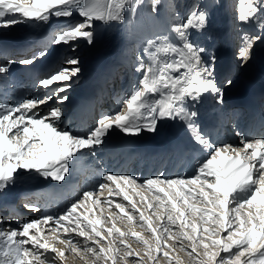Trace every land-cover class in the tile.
Returning a JSON list of instances; mask_svg holds the SVG:
<instances>
[{
	"label": "snow or ice",
	"instance_id": "obj_1",
	"mask_svg": "<svg viewBox=\"0 0 264 264\" xmlns=\"http://www.w3.org/2000/svg\"><path fill=\"white\" fill-rule=\"evenodd\" d=\"M142 7L143 0H0V31L22 23L47 24L52 18L73 20L41 38L30 55L0 64V81H4L16 64L35 67L54 51L58 57L34 83V90L42 94L12 103L0 101V196L15 186L22 173L64 182L73 163L96 157L113 133L128 138L155 134L162 122L180 125L192 146L204 153L191 176L160 173L138 184L133 176L106 172L101 182L84 190L60 213L22 224L0 216V264H63L67 252L92 264H184L174 255L177 246L189 264H264V132L258 138L237 132L239 144L216 142L198 108L206 94L223 105L225 91L234 83L230 77L217 82V57L195 38L207 31L211 0H195L183 12L175 0H151L146 13ZM236 12L238 24L258 29L243 31L239 37L235 59L243 68L257 42L264 43V0H238ZM97 22L127 24L136 30L143 49L137 56L140 77L130 96L117 101L120 110L101 112L80 133L64 126V104L82 71L79 43H96ZM65 47L73 54L60 55ZM42 106L47 110L42 111ZM129 188L146 209L153 210L150 215L134 201ZM105 189L108 197L101 199ZM114 196H122L132 211ZM104 204L114 205L107 217ZM25 207L39 210L35 204ZM133 213H139V226L146 227L151 237L116 226L117 219L132 222ZM107 222L110 227H101ZM51 224L55 227L45 235V226ZM61 230L84 238L83 245L61 238ZM129 237L143 244V253L132 247ZM55 241L64 247H57Z\"/></svg>",
	"mask_w": 264,
	"mask_h": 264
},
{
	"label": "bare ground",
	"instance_id": "obj_2",
	"mask_svg": "<svg viewBox=\"0 0 264 264\" xmlns=\"http://www.w3.org/2000/svg\"><path fill=\"white\" fill-rule=\"evenodd\" d=\"M226 1L217 0L215 2L213 16L215 17V21H219L220 31L212 33L205 39L201 37L202 35L200 33L195 34L197 41L207 48L209 53H215L217 57L216 69L218 71V78L221 77L219 76L221 73L220 69L234 63L233 60L231 61L227 58H230L231 50L228 42V31L230 28L229 21H227L230 14L229 10L225 8ZM175 2L178 3L179 0H175ZM205 2L202 1L201 3ZM150 5L151 1L148 3V0H143L141 12L146 13ZM226 7H229V4ZM71 20L65 18L57 20L56 18H52L47 24L22 23L10 29L0 31V64H4L9 59H19L23 56L30 55L32 51H35V47L41 38L53 34V30L57 31L58 28L65 27ZM96 27L98 39L93 46H89L83 40L79 43L77 54L81 59L82 71L79 79L73 82L72 88L68 91L67 95L69 96V100L64 104L67 113L64 126L80 133L86 132L93 124L92 122L81 125L74 123V110L79 107L76 96L81 91L90 85L93 87L104 85L107 88V90H102V96L108 99V105H111L113 108L108 110L103 107L104 110L102 108L103 100L94 102L95 109L93 110V115L98 118L101 112H115L120 110L121 104L117 101L130 96L134 85L140 77V73L136 71L138 64L137 56L143 52V49L141 43L138 42L140 37L136 30L130 29L127 24H118L115 22L111 25H104L101 22H97ZM257 30L255 25L240 26V32L247 31L249 33H255ZM12 50H17L18 53L22 50L24 51L17 55ZM65 52L69 55L73 54L71 49L67 47L59 50L60 55H64ZM160 55L164 56L166 54L161 53ZM57 59V53L54 51L53 55L47 61L38 63L35 67H23L19 64L14 65L10 75L4 81H0V101L12 103L24 96L42 94V92L34 90V83L47 72L49 67L56 63ZM145 60H148L146 54ZM28 68H32L33 72L37 71L36 80L30 81L24 79L22 72ZM122 69L123 72L118 77ZM112 73L116 77L114 81L119 78L117 82H111L110 79L112 77L110 75ZM233 81L232 87L225 91V103L223 105H216L214 101L212 102L211 100H214V98L211 94H206L201 104L198 105L201 121L216 142H224L227 140L226 143L239 144L240 137L236 133L240 125L242 128L238 132L248 138H258L264 132V130H259L258 122L256 123L253 117H250V113H245V107L250 104L253 105L254 102L264 105V43L257 42L253 48L251 60L241 69L240 73L234 76ZM259 91L261 95L254 98V93ZM227 109H230L232 112L231 118L228 115L226 116ZM41 110L46 111L47 109L42 106ZM234 114H236L237 119L239 118L235 124H233V120L236 117L232 119ZM217 117L219 119L218 128L215 130L209 128L207 122L210 118L217 119ZM177 139L180 141V145L174 146L176 145ZM187 142H190V140L186 132L180 125L172 122H162L157 133H144L140 137L128 138L115 132L108 139L104 147L97 151L96 157L81 158L77 163L73 164L71 175L67 176L64 182L58 183L50 179L45 180L36 174L29 175L22 173L15 186L6 195L0 196V216L5 217V219L14 217L22 224L48 213H60L71 202L80 197L84 190L95 187L101 182L102 174L106 172H111L115 175H130L137 178L138 184H142L145 179L154 177L160 173L169 176L171 168L178 164L177 166H180L179 170L176 171L174 169L171 176L176 173L180 175L182 172L185 173H182V175L191 176L197 166V161L203 159L204 153L198 147L197 150L191 151L186 147ZM125 148H130L137 152L136 158H131L135 154L128 155L127 157L126 154L122 153ZM149 148H153L159 154L153 157L146 156L144 153ZM78 175L82 177L81 182L77 179L79 177ZM76 181L78 183L74 186V182ZM110 186L115 188V185ZM128 191L138 206L146 209L140 197L136 193H133L131 188ZM137 191L142 190L137 189ZM144 194L147 195V193ZM105 197H108L107 189L103 190L101 199ZM112 199L116 202L124 203L126 208L130 212L132 211L131 206L128 202L123 201L122 196H114ZM30 200L33 201L31 204L38 206V211H29L25 207V203ZM101 207L103 208L104 217H107L113 210L114 205L111 208L107 204ZM150 210L152 209H146V213ZM100 214L101 209L97 208L96 215L100 216ZM133 216L134 219L132 222H128L126 218L122 220L117 219L115 221L116 226L124 231L145 233L146 227L141 228L139 226L142 223L139 221V213H133ZM16 220H13V227L18 226ZM106 224L110 226L111 222H107ZM51 227H55V225L45 226V235L50 233ZM173 228L175 227L173 226ZM60 235L64 239L70 237L74 243L80 245L84 243V238L77 236L75 233L65 235L61 230ZM55 244L57 247H64L58 241H55ZM76 259L79 260L77 262H82L75 254L67 252L64 262L72 264L76 262Z\"/></svg>",
	"mask_w": 264,
	"mask_h": 264
},
{
	"label": "rangeland",
	"instance_id": "obj_3",
	"mask_svg": "<svg viewBox=\"0 0 264 264\" xmlns=\"http://www.w3.org/2000/svg\"><path fill=\"white\" fill-rule=\"evenodd\" d=\"M149 1H151V0H148V3H149ZM202 1H204L205 2V0H200V2H202ZM195 2V0H179V2L177 3V2H175L178 6H179V8H180V10L183 12L184 10H186V7H188V6H191L193 3ZM209 2V0H206V2L205 3H208ZM215 2H217V0H211V3H212V7H211V9H210V22H209V26H208V28H207V31H205L203 34H200V35H202L201 37L203 38V39H205V38H208L209 37V35H211L212 33H214V32H219L220 31V29H219V21L217 22V21H215V17L213 16L214 14H213V12L215 11ZM227 4H229V7H226L227 6ZM237 4H238V0H227L226 1V5H225V8H226V10H229V14H230V17H228L227 18V21H229L228 22V24H229V31H228V35H229V38H228V42H229V46H230V50H231V55H230V58L229 57H227L228 59H231V61L233 60L234 61V63H232V64H230L229 66H228V69H220V74H219V76H221V77H223L222 79H221V77H219L218 78V75H217V73H218V71H217V69H216V80H217V78H218V80H217V82L218 83H222L223 81H224V79H225V77H230V78H234V76L235 75H237L238 73H240V71H241V67L239 66V63L237 62V61H235V56H236V52H237V49H238V47H239V45H240V39H239V37H240V35L242 34V32H240V24H238L237 23V21H236V19H235V17H236V14H237V12H236V8H237ZM236 12V13H235ZM74 19H79V17L78 18H74ZM73 22V20H71L68 24H70V23H72ZM214 26H217V27H214ZM210 28H213V29H210ZM209 30V31H208ZM54 32H56L55 30H53V33ZM232 32V33H231ZM231 33V34H230ZM206 36V37H205ZM216 41V40H215ZM64 55H69L67 52H65V54ZM72 55V54H71ZM81 60V59H80ZM224 60H225V58H224ZM7 61H5L4 63H6ZM230 67V68H229ZM122 73V72H121ZM121 73H120V75H121ZM234 74V75H233ZM119 76V75H118ZM220 80V81H219ZM212 99V98H211ZM212 102L214 101L213 99L211 100ZM225 103V102H224ZM103 107L105 108V109H108L109 107H108V105H107V103L105 102L104 103V105H103ZM108 107V108H107ZM104 109V110H105ZM109 110V109H108ZM231 114H232V112H231V110L230 109H227V114H226V116L228 115V117L229 118H231L230 116H231ZM235 116H233L232 117V119L234 118ZM95 118H97V117H95ZM217 120H218V117H217ZM237 121V117L233 120V124H235V122ZM93 124L95 123V122H92ZM239 130H237V132H238ZM237 139H238V137H237ZM226 141L227 140H225L224 142L226 143ZM178 165V164H177ZM174 166V169H176V171L177 170H179V168H180V166ZM160 171H161V169H160ZM174 171V170H173ZM187 171V170H186ZM185 171V172H186ZM162 172V171H161ZM182 173H184V172H182ZM182 173L180 174L181 176H182ZM185 174V173H184ZM179 174H174L173 176H170V177H175V176H180ZM82 194V193H81ZM82 196V195H81ZM32 202L31 201H28V202H26L25 203V205L26 204H31ZM153 210H150L148 213L149 214H151V212H152ZM148 213H146V215H149ZM103 216H105V215H103ZM111 226V225H110ZM110 226H107V224L106 223H104V224H102L101 225V227H110ZM125 230H127V229H125ZM141 230H143V229H141ZM122 231H124V230H122ZM173 231H178V229L177 228H173ZM142 235L144 236V237H151V232H149V231H146L145 233H142ZM128 242L132 245V247L135 249V250H137V251H139V252H141V253H143V251H144V246H143V244L142 243H138V242H136L135 241V238H132V237H129V240H128ZM189 250H190V248H189ZM55 255V254H54ZM162 255V254H161ZM174 255H178L183 261H184V264H189V258L187 257V255H186V253H184V252H181L180 251V249H179V246H177L176 247V249H175V252H174ZM131 259V258H130ZM77 261H79L78 259H76V262L75 263H72V264H92V261L91 260H88L87 262H77ZM63 264H67V262H63ZM122 264H123V262H122ZM161 264H164V262L163 261H161Z\"/></svg>",
	"mask_w": 264,
	"mask_h": 264
}]
</instances>
